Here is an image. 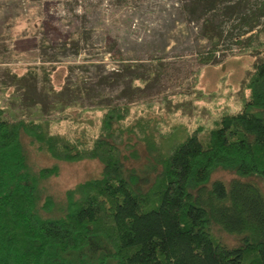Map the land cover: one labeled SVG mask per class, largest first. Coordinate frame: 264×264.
Returning <instances> with one entry per match:
<instances>
[{"label": "trees", "instance_id": "obj_1", "mask_svg": "<svg viewBox=\"0 0 264 264\" xmlns=\"http://www.w3.org/2000/svg\"><path fill=\"white\" fill-rule=\"evenodd\" d=\"M226 1L189 0L182 8L205 16L201 37L209 49L202 59L232 43L257 58L242 81L246 95L239 107L223 110L201 139L197 128L158 141L140 119L123 123L126 107L106 106L97 134L85 143L52 133L39 119L8 120L0 105V264H264V198L254 181L243 180L253 177L264 188V0L224 7L237 19L232 33L215 12L206 13ZM23 135L55 161L97 159L99 176L75 183L62 204L55 203L38 183L57 175V165L31 170ZM133 138L146 146L155 169L144 190L134 173L125 178L121 148L132 149ZM218 168L238 178L227 185L209 182ZM211 225L238 236L239 243L225 246ZM90 240L106 245L93 261L76 255Z\"/></svg>", "mask_w": 264, "mask_h": 264}, {"label": "rangeland", "instance_id": "obj_2", "mask_svg": "<svg viewBox=\"0 0 264 264\" xmlns=\"http://www.w3.org/2000/svg\"><path fill=\"white\" fill-rule=\"evenodd\" d=\"M188 1L0 0L4 118L39 119L48 122L52 133L89 143L105 107L121 106L129 111L124 124L140 119L158 141L175 140L197 128L201 139L223 110L239 107L246 95L242 81L257 58L232 43L221 45L212 59H202L209 49L201 37L205 16L183 11ZM236 1L220 4L207 16L215 12L224 30L237 31L235 14L223 11L231 4L238 9ZM260 22L264 39V17ZM20 139L31 170L57 165V175L38 183L57 204L66 189L100 174L97 159L55 161L35 150L24 135ZM129 144L132 149L121 148L125 178L134 173L136 186L144 190L155 169L143 143L133 138ZM209 178L227 185L238 177L218 168ZM243 180L254 181L264 198L258 180ZM211 234L227 247L240 239L218 225H211ZM105 246L93 240L76 255L93 261Z\"/></svg>", "mask_w": 264, "mask_h": 264}]
</instances>
